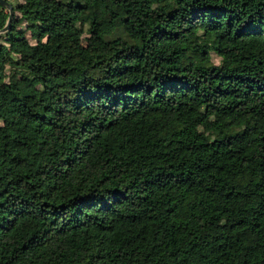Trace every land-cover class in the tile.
Wrapping results in <instances>:
<instances>
[{"label":"trees","instance_id":"1","mask_svg":"<svg viewBox=\"0 0 264 264\" xmlns=\"http://www.w3.org/2000/svg\"><path fill=\"white\" fill-rule=\"evenodd\" d=\"M5 1L0 264H264V0Z\"/></svg>","mask_w":264,"mask_h":264},{"label":"water","instance_id":"2","mask_svg":"<svg viewBox=\"0 0 264 264\" xmlns=\"http://www.w3.org/2000/svg\"><path fill=\"white\" fill-rule=\"evenodd\" d=\"M0 4L4 7H6L9 11V16H8V19H7V23L5 25V27L3 29L0 30V33H2L3 31H6L7 29H9L10 27V22L12 20V17H13V14H14V11H13V7L11 6L10 3H8L7 1L5 0H0Z\"/></svg>","mask_w":264,"mask_h":264},{"label":"rangeland","instance_id":"3","mask_svg":"<svg viewBox=\"0 0 264 264\" xmlns=\"http://www.w3.org/2000/svg\"><path fill=\"white\" fill-rule=\"evenodd\" d=\"M16 24L19 26V21H16ZM27 36L29 37V33L27 34ZM30 41L33 42V40H31V39H30ZM213 60L215 62H217V58L214 57Z\"/></svg>","mask_w":264,"mask_h":264}]
</instances>
